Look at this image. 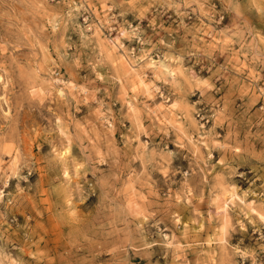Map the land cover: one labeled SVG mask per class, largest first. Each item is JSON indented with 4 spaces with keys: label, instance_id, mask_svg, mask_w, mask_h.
I'll use <instances>...</instances> for the list:
<instances>
[{
    "label": "rangeland",
    "instance_id": "374dc122",
    "mask_svg": "<svg viewBox=\"0 0 264 264\" xmlns=\"http://www.w3.org/2000/svg\"><path fill=\"white\" fill-rule=\"evenodd\" d=\"M0 264H264V0H0Z\"/></svg>",
    "mask_w": 264,
    "mask_h": 264
}]
</instances>
